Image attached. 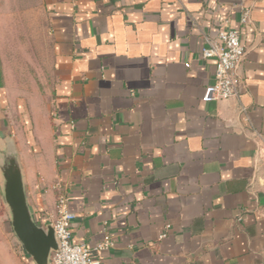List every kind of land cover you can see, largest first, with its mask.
Instances as JSON below:
<instances>
[{"label": "crops", "instance_id": "crops-1", "mask_svg": "<svg viewBox=\"0 0 264 264\" xmlns=\"http://www.w3.org/2000/svg\"><path fill=\"white\" fill-rule=\"evenodd\" d=\"M39 2L47 103L14 151L34 222L62 194L75 243L110 235L100 264H264V0ZM231 29L238 95L204 103ZM0 264H22L1 241Z\"/></svg>", "mask_w": 264, "mask_h": 264}, {"label": "rangeland", "instance_id": "rangeland-1", "mask_svg": "<svg viewBox=\"0 0 264 264\" xmlns=\"http://www.w3.org/2000/svg\"><path fill=\"white\" fill-rule=\"evenodd\" d=\"M51 43L39 0H0V167L32 139V114L42 112L50 85ZM0 241L22 264H34L11 227L0 171Z\"/></svg>", "mask_w": 264, "mask_h": 264}, {"label": "built area", "instance_id": "built-area-1", "mask_svg": "<svg viewBox=\"0 0 264 264\" xmlns=\"http://www.w3.org/2000/svg\"><path fill=\"white\" fill-rule=\"evenodd\" d=\"M248 21V12H244L240 24L245 26ZM245 54V48L240 43L239 30H219L214 38H205L201 56L203 59L211 58L215 61V75L213 84L204 90L202 102L227 100L238 95L241 80L237 71ZM74 219L75 215L68 209L66 197L59 195L55 202L54 216L47 224L53 229L57 246L56 251L51 252L48 264H100V253L112 247V239L108 233L92 251L84 244L75 243L71 227ZM165 236L166 232L159 239Z\"/></svg>", "mask_w": 264, "mask_h": 264}, {"label": "water", "instance_id": "water-1", "mask_svg": "<svg viewBox=\"0 0 264 264\" xmlns=\"http://www.w3.org/2000/svg\"><path fill=\"white\" fill-rule=\"evenodd\" d=\"M0 171L3 179V200L10 212L15 237L34 264H48L51 252L57 249L53 229L50 225L42 228L32 219L15 155L4 157Z\"/></svg>", "mask_w": 264, "mask_h": 264}, {"label": "trees", "instance_id": "trees-1", "mask_svg": "<svg viewBox=\"0 0 264 264\" xmlns=\"http://www.w3.org/2000/svg\"><path fill=\"white\" fill-rule=\"evenodd\" d=\"M2 86V73H1V70H0V88Z\"/></svg>", "mask_w": 264, "mask_h": 264}]
</instances>
